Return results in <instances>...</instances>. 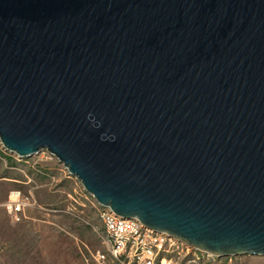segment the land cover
I'll use <instances>...</instances> for the list:
<instances>
[{
    "label": "water",
    "instance_id": "95a60500",
    "mask_svg": "<svg viewBox=\"0 0 264 264\" xmlns=\"http://www.w3.org/2000/svg\"><path fill=\"white\" fill-rule=\"evenodd\" d=\"M0 141L120 218L264 257V0H0Z\"/></svg>",
    "mask_w": 264,
    "mask_h": 264
},
{
    "label": "rangeland",
    "instance_id": "374dc122",
    "mask_svg": "<svg viewBox=\"0 0 264 264\" xmlns=\"http://www.w3.org/2000/svg\"><path fill=\"white\" fill-rule=\"evenodd\" d=\"M12 156L0 149V205L14 190L33 205L19 220L1 208L0 264H94L91 254L101 248L102 227L81 183L75 177L68 178L64 166L56 159H47L45 153L20 160ZM34 168L46 170L47 175L41 176ZM67 206H74L77 216L64 212ZM221 262L264 264V257L243 255Z\"/></svg>",
    "mask_w": 264,
    "mask_h": 264
},
{
    "label": "built area",
    "instance_id": "2783aa9c",
    "mask_svg": "<svg viewBox=\"0 0 264 264\" xmlns=\"http://www.w3.org/2000/svg\"><path fill=\"white\" fill-rule=\"evenodd\" d=\"M0 149L6 152L1 141ZM47 159H55L47 152ZM13 158L20 160L15 155ZM41 176L47 175L46 170L34 168ZM65 174L71 179L67 169L64 167ZM85 198L95 209L102 230L99 232L101 248L92 254L94 264H178L179 260L183 264H200L209 262L210 264H223L221 260L231 261L234 257L217 258L198 249L188 247L178 242L173 237L156 232L145 227L142 223L134 219H124L116 216L108 207L99 204L95 198L88 194L83 188ZM70 198L76 201L72 196ZM33 204L28 198L22 197L19 191H12L9 199L1 208L19 220L25 213L27 207ZM54 212H60L62 209H54ZM73 216H77L74 206H67L63 209ZM230 264V263H228Z\"/></svg>",
    "mask_w": 264,
    "mask_h": 264
},
{
    "label": "trees",
    "instance_id": "16d2710c",
    "mask_svg": "<svg viewBox=\"0 0 264 264\" xmlns=\"http://www.w3.org/2000/svg\"><path fill=\"white\" fill-rule=\"evenodd\" d=\"M9 160H10L11 162H13L14 165L18 164L16 161H14V159H13L12 157H9Z\"/></svg>",
    "mask_w": 264,
    "mask_h": 264
},
{
    "label": "crops",
    "instance_id": "0c3cea01",
    "mask_svg": "<svg viewBox=\"0 0 264 264\" xmlns=\"http://www.w3.org/2000/svg\"><path fill=\"white\" fill-rule=\"evenodd\" d=\"M85 247H86V245L84 244V243H82ZM93 254V253H92ZM92 254H91V256H92Z\"/></svg>",
    "mask_w": 264,
    "mask_h": 264
}]
</instances>
